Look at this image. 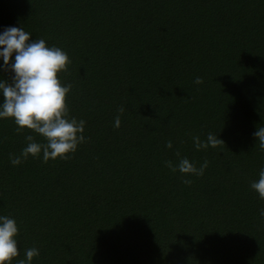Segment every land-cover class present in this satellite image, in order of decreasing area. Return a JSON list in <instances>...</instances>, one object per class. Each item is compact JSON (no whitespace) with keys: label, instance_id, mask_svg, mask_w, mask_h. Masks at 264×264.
Segmentation results:
<instances>
[{"label":"trees","instance_id":"obj_1","mask_svg":"<svg viewBox=\"0 0 264 264\" xmlns=\"http://www.w3.org/2000/svg\"><path fill=\"white\" fill-rule=\"evenodd\" d=\"M4 26L67 52L58 76L86 121L68 159L13 166L26 135L44 140L0 119L12 264L30 247L32 264H264V200L249 187L264 166L252 135L264 126V0H0ZM208 133L224 143L197 151L191 138ZM177 152L207 160L204 175L166 167Z\"/></svg>","mask_w":264,"mask_h":264},{"label":"clouds","instance_id":"obj_2","mask_svg":"<svg viewBox=\"0 0 264 264\" xmlns=\"http://www.w3.org/2000/svg\"><path fill=\"white\" fill-rule=\"evenodd\" d=\"M32 34L17 26H4L0 30V73H10L8 78L0 77V119L12 118L17 132L24 128L41 136L44 142H37L33 135L25 136L26 145L19 155H10L13 166L20 165L29 155L33 158L42 153L43 162L49 159H68L80 144L86 141L84 129L86 121L71 116L66 103V96L72 85L61 81L58 74L66 73L71 63L66 51L61 47L47 46L44 39H31ZM195 84H201L197 77ZM119 111L123 112L121 108ZM114 127L120 126V119H114ZM258 141L259 149L264 151V126L252 133ZM192 143L197 151L215 148L223 140L217 134L208 133L206 140L193 136ZM171 149L173 144L165 145ZM178 162L165 161V166L172 172H179L183 177L203 176L208 167L205 160L199 167L187 157L176 153ZM183 182L191 184L190 179ZM250 189L264 200V166L259 169L258 179L250 182ZM259 215L264 218V209ZM18 225L14 218L0 215V264H12L19 255ZM39 249H25L24 257L16 264H32L33 258L39 256Z\"/></svg>","mask_w":264,"mask_h":264}]
</instances>
